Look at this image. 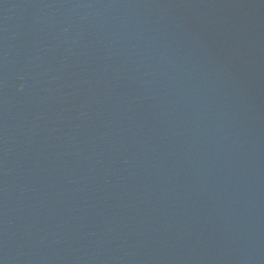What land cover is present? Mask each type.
Instances as JSON below:
<instances>
[{
    "label": "water",
    "instance_id": "obj_1",
    "mask_svg": "<svg viewBox=\"0 0 264 264\" xmlns=\"http://www.w3.org/2000/svg\"><path fill=\"white\" fill-rule=\"evenodd\" d=\"M0 264H264V0H0Z\"/></svg>",
    "mask_w": 264,
    "mask_h": 264
}]
</instances>
